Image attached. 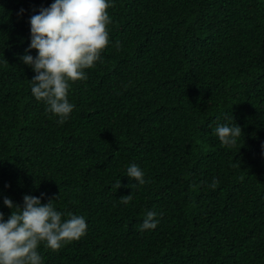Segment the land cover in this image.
Instances as JSON below:
<instances>
[{"label": "trees", "instance_id": "obj_1", "mask_svg": "<svg viewBox=\"0 0 264 264\" xmlns=\"http://www.w3.org/2000/svg\"><path fill=\"white\" fill-rule=\"evenodd\" d=\"M52 2L0 0V211L46 193L85 217L79 240L40 245L44 264H264V0H114L111 43L72 83L63 125L20 60ZM235 122L225 146L213 130ZM150 210L159 224L141 232Z\"/></svg>", "mask_w": 264, "mask_h": 264}, {"label": "clouds", "instance_id": "obj_2", "mask_svg": "<svg viewBox=\"0 0 264 264\" xmlns=\"http://www.w3.org/2000/svg\"><path fill=\"white\" fill-rule=\"evenodd\" d=\"M113 3L114 0H53L50 6L30 16V43L20 60L35 73L30 80L32 95L61 125L76 108L69 100L72 83L87 80L86 70L101 61L111 43L109 9ZM25 11L21 9V14ZM32 50H36L35 55ZM242 132L236 122L218 124L213 130L225 146L236 145ZM125 176L140 185L147 183L144 170L136 163L127 166ZM216 183L214 179L211 187L215 188ZM114 187H121L120 179ZM46 195L25 194L22 205L4 197L3 204L11 213L6 218L0 211V264H44L41 244L56 251L86 235L85 217L67 213L65 219V213L54 206L55 199L42 202ZM131 200L132 195H127L121 203L127 205ZM157 217V212L147 211L140 231L156 229Z\"/></svg>", "mask_w": 264, "mask_h": 264}]
</instances>
